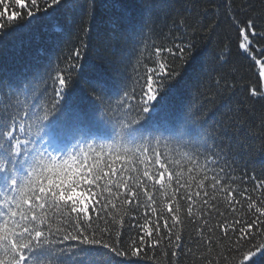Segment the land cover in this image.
<instances>
[{
    "label": "snow or ice",
    "instance_id": "snow-or-ice-1",
    "mask_svg": "<svg viewBox=\"0 0 264 264\" xmlns=\"http://www.w3.org/2000/svg\"><path fill=\"white\" fill-rule=\"evenodd\" d=\"M97 7V0H0V42L6 28L41 13L58 23L61 9L79 15L83 33L54 75L37 68L0 81V264H264V173L237 177L222 134L172 102L195 43L181 33L148 44L129 18L131 90L119 59L78 89L72 69L84 67ZM221 7L250 61L236 111L264 106V15L248 0ZM229 55L225 44L216 60L227 64ZM222 81L235 94L237 80L218 76L217 88Z\"/></svg>",
    "mask_w": 264,
    "mask_h": 264
},
{
    "label": "trees",
    "instance_id": "trees-1",
    "mask_svg": "<svg viewBox=\"0 0 264 264\" xmlns=\"http://www.w3.org/2000/svg\"><path fill=\"white\" fill-rule=\"evenodd\" d=\"M248 2L253 13L264 15V0ZM97 3L96 19L87 38L88 49L79 61L84 67L72 69L73 79H80L77 88L80 89L84 79L111 70V62L119 59L118 68L129 77L127 84L131 90L134 59L130 56L131 46L125 31L129 18L141 23L148 44L154 40L168 44L172 37L183 33L196 48L193 59L183 69V82L172 102L187 105L194 120H207L209 131L216 129L222 134L219 139L229 149L230 163L234 161L232 166L237 177L244 173H264V106L246 105L244 111H236L243 95L239 85L251 78L250 61L237 48L223 8L217 10L222 0H97ZM57 16L58 23L50 22L41 13L31 24L26 18L17 22L18 27L5 29L8 34L0 42V81L10 76L30 75L37 68L54 75L67 67V57L80 44L83 33L79 31V15L61 9ZM218 19L219 27L208 33L206 29ZM181 20L190 27L180 26ZM62 25H66V30H62ZM225 44L230 45L231 55L227 57V64H221L216 57ZM221 75L229 84L237 80L235 94L223 88V81L221 88H217L216 80ZM47 84L49 90L45 98L52 94V81L48 80ZM35 87L42 91L44 81H39ZM83 91L86 95V87ZM79 95L78 91L74 102H79Z\"/></svg>",
    "mask_w": 264,
    "mask_h": 264
}]
</instances>
